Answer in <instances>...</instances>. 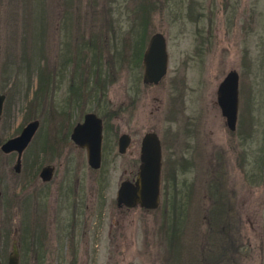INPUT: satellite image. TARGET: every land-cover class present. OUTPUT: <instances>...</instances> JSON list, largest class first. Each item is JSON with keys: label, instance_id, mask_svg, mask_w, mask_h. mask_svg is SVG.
I'll return each mask as SVG.
<instances>
[{"label": "rangeland", "instance_id": "1", "mask_svg": "<svg viewBox=\"0 0 264 264\" xmlns=\"http://www.w3.org/2000/svg\"><path fill=\"white\" fill-rule=\"evenodd\" d=\"M142 1L0 0V142L39 119L20 170L12 167L13 153L0 151V264L12 244L17 264H33L29 226L40 215L29 209L32 192L50 228L42 264H264V0H148L140 32ZM195 9L201 14L193 20ZM155 31L165 37L166 72L145 84L131 49L139 32L143 48ZM229 69L238 74L232 130L215 101ZM41 73L49 83L40 87ZM96 75H111L112 85L99 106L87 95L83 106L67 86L77 90L83 77L87 91ZM68 96L67 134L84 111L117 112L100 170L69 138L40 148L61 121L50 112ZM148 129L161 142L158 205L117 206V185L134 176ZM120 132L130 136L123 153L116 150ZM47 162L54 172L42 182L38 171ZM64 185L77 197L63 200ZM71 205L82 213L73 215Z\"/></svg>", "mask_w": 264, "mask_h": 264}, {"label": "water", "instance_id": "2", "mask_svg": "<svg viewBox=\"0 0 264 264\" xmlns=\"http://www.w3.org/2000/svg\"><path fill=\"white\" fill-rule=\"evenodd\" d=\"M142 80L156 83L165 73L167 65V53L164 37L161 32H152L147 40L141 55ZM237 80L236 70L229 69L217 83L215 89V101L220 114L224 118L225 125L234 129L237 116ZM3 95L0 93V109ZM38 125L37 119L27 121L20 131L0 143V150L7 152L16 151L14 171L20 167V153L32 136ZM100 120L92 112H86L83 120L77 122L71 131L73 141L84 146L86 159L91 167H98L100 158ZM129 142L127 133L122 132L117 138L116 150L123 153ZM160 145L158 137L153 131H145L140 137L138 150V164L132 178H123L119 181L115 190V204L117 206H139L143 208H155L159 202L160 183ZM50 166L44 165L39 170L42 180L50 176ZM15 245L12 244L6 264H17Z\"/></svg>", "mask_w": 264, "mask_h": 264}, {"label": "flooded vegetation", "instance_id": "3", "mask_svg": "<svg viewBox=\"0 0 264 264\" xmlns=\"http://www.w3.org/2000/svg\"><path fill=\"white\" fill-rule=\"evenodd\" d=\"M152 4V3H151ZM194 11V10H193ZM193 12L191 11V19H195V18H197L201 13L200 12H198L196 9H195V13L194 14H192ZM163 35V34H162ZM163 37H164V35H163ZM148 40V39H147ZM147 40H146V42H145V44H144V46H143V48H142V50H141V52H140V57H139V61H140V64H141V55H142V52H143V49H144V47H145V45H146V43H147ZM164 42H165V37H164ZM131 52H132V49H131ZM132 57V59H133V56H131ZM138 59V58H137ZM134 60H136V59H134ZM141 68H142V64H141ZM166 72V71H165ZM111 75H109L107 78L106 77H104L103 79H100L99 77H97V75L95 76V80L92 82V85L88 88V87H86L87 88V91H86V89H85V85H83V83H84V80H83V77H79V79H78V81H79V85H78V89L77 90H73V89H71V86H72V84H71V82H69V84H68V86H67V92L70 94V90L71 91H73V92H75V93H77V96L79 95V96H81L80 98H82V100H81V104L84 106L87 102H88V99H87V96H88V98H91V97H94V96H96L97 98V106H99L98 105V99H100V94L103 92V90L105 89V86L108 88L109 86H111L112 85V76L110 77ZM49 77V76H48ZM163 77V76H162ZM161 77V78H162ZM80 78H82V80H80ZM161 78L156 82V83H148V82H144L143 80H142V74H141V81L143 82V83H145V84H157L160 80H161ZM81 81V82H80ZM49 83V81H47V83H46V85ZM51 87H53V86H51ZM82 90V91H81ZM178 90V89H177ZM2 95H3V98H2V103H3V99H4V94L3 93H1ZM85 95H87V96H85ZM89 95H91V96H89ZM74 96V95H73ZM73 96H68L65 100H62V107H61V109L60 110H56V112H50V113H52L51 114V116L53 117V115L54 116H56V117H59L60 119H61V121L57 124V126H56V128H55V130H54V132L53 133H49L46 137H45V139H44V143L41 145V147L40 148H43V146H44V144H46L45 146H49L50 145V148H51V146H56V148L57 147H59V144L60 145H62L66 140H67V138H69L70 140H71V143L75 146V147H78V148H81L82 150H84V153H85V162L87 163L88 161H87V159H86V150H85V147L84 146H80V145H78V144H76L74 141H73V139L71 138V131H72V128H73V126L77 123V122H81L82 120H83V117H84V114L86 113V112H92V113H94L98 118H99V120H100V129H101V134H100V158H99V165H98V167H91L90 165H88V163H87V165L90 167V168H92V169H97V170H100V167H101V164L104 162V159H106V161L107 160H109V159H107V158H105V154L107 153V150H108V145H109V143H110V140H111V138H112V117H114L115 116V114L117 115V112H115V111H112V107H110L108 110H106L105 112H103V113H98L97 111H95V110H88V111H84L83 113H82V115H81V119H79V120H75L74 122H73V124L70 126V128H69V131H68V134H67V132H66V129L67 128H64L63 129V127L65 126V125H68V118L67 117H69V108H70V106H71V104H72V101H74L73 99H72V97ZM76 96V95H75ZM135 96L136 95H132L131 94V99H130V101L131 102H133L134 100H135ZM177 96L178 97H181L180 96V94H179V90H178V93H177ZM106 100V99H105ZM2 103H1V109H2ZM96 106V107H97ZM1 109H0V112H1ZM64 118H66V121L64 122L63 120H64ZM31 119H37L38 120V124H39V119L38 118H36V117H31V118H29L27 121H29V120H31ZM27 121H25L20 127H19V130L16 132V133H14V134H12V135H10V136H13V135H15V134H17L19 131H20V129H21V127L27 122ZM63 125V126H62ZM37 127H38V125H37ZM37 127H36V129H35V131L33 132V134H32V136L34 135V133L36 132V130H37ZM66 127V126H65ZM146 131H153V132H155L153 129H148V130H146ZM145 132V131H144ZM143 132V133H144ZM120 133H122V132H120ZM119 133V134H120ZM125 133H127V132H125ZM142 133V134H143ZM156 133V132H155ZM119 134L117 135V137H116V146H117V138H118V136H119ZM128 134V133H127ZM156 135H157V137H158V141H159V145H160V162H162L161 161V142H160V138H159V136H158V134L156 133ZM10 136H8V137H10ZM32 136L30 137V139L28 140V142H27V144L24 146V148L22 149V151H21V153H20V158H19V162H20V168H21V157H22V154H23V151L25 150V148H26V146L28 145V143H29V141L31 140V138H32ZM128 136H129V134H128ZM8 137H6V138H8ZM6 138H4V140L6 139ZM4 140H2V141H4ZM1 141V142H2ZM129 141H130V136H129ZM0 142V143H1ZM139 143H140V141H139ZM128 144H129V142H128ZM128 146V145H127ZM127 146H126V148H127ZM50 150H52V148L50 149ZM126 150V149H125ZM1 151V150H0ZM2 153H5V154H7V153H13L14 154V160H15V156H16V151L15 150H10V151H7V152H3V151H1ZM118 152V151H117ZM119 153V152H118ZM64 162H76V161H74V160H65ZM78 162H81V161H78ZM44 165H48V166H50V176H49V178L47 179V180H42L41 179V177L39 176V171H38V176H39V178H40V180L42 181V182H47V181H49L51 178H52V174H53V172H54V164L53 163H51V162H47V163H45ZM44 165H42V166H44ZM41 166V167H42ZM40 167V168H41ZM20 170V169H19ZM40 170V169H39ZM34 173V170H33V168H32V166H31V168H30V173ZM30 177H33L32 176V174H30ZM96 178L97 179H101V176L99 175V176H96ZM126 178H128V177H126ZM61 190L63 191V193H60V196H61V198L63 199V200H65L69 195H71V194H74V196H76V194L75 193H72L71 192V188L67 185H64L62 188H61ZM90 195H91V193H90ZM30 197H31V199H30V210H31V207H32V205H33V208H34V210L36 211V213L38 214V215H40V219H39V221H37V219H36V217H35V223H34V226H29V232H30V237H29V245H30V250H32L33 252L32 253H34V255L32 256V259H33V264H42L43 262H44V260H43V254H42V248H43V242L42 241H45L46 240V237H47V231L48 230H50V228H48V225H46V219L44 218V214H45V210H44V207H43V203H40L39 205H42V206H39L38 205V201H37V197H36V193L35 192H32L31 194H30ZM44 197V196H43ZM77 197V196H76ZM82 197H84V196H82ZM80 199H82L81 197H79ZM85 199L87 200L88 199V197H85ZM28 200H29V198H28ZM26 202V198H23V200H19V199H17L16 201H15V204H16V206H18V207H21V204H24ZM73 203H75V202H73ZM78 203V202H77ZM82 203H83V201H82ZM80 204H81V202H80ZM87 203L84 201V207H83V209L85 208V207H87ZM82 208V206L81 207H79L78 208V211L76 210V207L74 206V205H71V212H73L72 214L74 215L75 214V212L77 211L78 213L81 211L80 209ZM37 211H39V212H37ZM82 213V211L79 213V214H81ZM44 218V219H43ZM55 220H58V218L57 219H55ZM59 220H61V219H59ZM86 220V218L84 219V221ZM89 220V219H88ZM75 224V220H74V218H72V219H70L69 220V223H64L63 225H64V227H65V225L66 226H68V227H72L73 225ZM31 225V224H30ZM16 258H17V254H16ZM17 262H18V259H17Z\"/></svg>", "mask_w": 264, "mask_h": 264}, {"label": "trees", "instance_id": "4", "mask_svg": "<svg viewBox=\"0 0 264 264\" xmlns=\"http://www.w3.org/2000/svg\"><path fill=\"white\" fill-rule=\"evenodd\" d=\"M151 6H152V4L148 0H143L142 4L140 5V11H139V16H140V29H139V31L140 32L144 29L145 22L147 21V18H148L147 15L149 13V9L151 8ZM140 32H139L138 36L135 38L137 40V44H134V46L132 48V56H133V59H136V60L138 57H140L141 48H142V45L144 42L143 41L144 35ZM40 75H41L42 83L40 81V83H39L40 85L38 84V86L41 87L44 83V79L46 82L48 81V74H44V73L42 74L41 73Z\"/></svg>", "mask_w": 264, "mask_h": 264}]
</instances>
